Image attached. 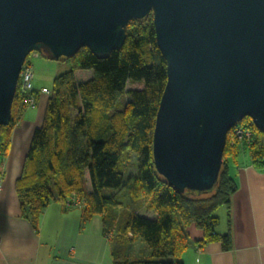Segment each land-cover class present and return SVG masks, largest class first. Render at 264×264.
Here are the masks:
<instances>
[{
    "label": "trees",
    "instance_id": "16d2710c",
    "mask_svg": "<svg viewBox=\"0 0 264 264\" xmlns=\"http://www.w3.org/2000/svg\"><path fill=\"white\" fill-rule=\"evenodd\" d=\"M63 62L69 69L54 78L42 126L32 136L15 182L22 216L37 231L39 217L50 203L67 209L65 202L74 194L84 202L82 218L101 216L102 233L107 237L115 231L109 228L106 212L118 202L104 196L103 190L123 188L132 200L141 201L139 207L145 213H154L156 218L128 213L115 233L123 243L113 252V264H184L181 257L190 245L192 226L203 234L199 248L215 242L224 251L232 250V196L238 186L230 167L237 164L243 146L252 165L264 172V133L244 118L236 127L249 129L251 137L231 143L234 129L228 133L217 184L203 193L179 194L153 164L152 135L167 65L156 43L152 14L130 22L124 45L108 57L98 58L82 48ZM77 71L92 76L80 80ZM128 83L143 84V88L127 90ZM24 107L16 92L11 121L0 126V159L8 153L12 130ZM134 154L137 172L127 176ZM221 207L227 215L225 234L218 232L216 212ZM136 239L147 245L148 256H140V251L136 257L128 253Z\"/></svg>",
    "mask_w": 264,
    "mask_h": 264
},
{
    "label": "water",
    "instance_id": "95a60500",
    "mask_svg": "<svg viewBox=\"0 0 264 264\" xmlns=\"http://www.w3.org/2000/svg\"><path fill=\"white\" fill-rule=\"evenodd\" d=\"M150 14L167 65L155 171L179 194L212 189L228 133L247 117L264 133V0H0V126L32 52L63 62L88 48L106 58Z\"/></svg>",
    "mask_w": 264,
    "mask_h": 264
},
{
    "label": "crops",
    "instance_id": "0c3cea01",
    "mask_svg": "<svg viewBox=\"0 0 264 264\" xmlns=\"http://www.w3.org/2000/svg\"><path fill=\"white\" fill-rule=\"evenodd\" d=\"M76 75L87 80L92 73L77 71ZM34 87L37 106L20 110L8 153L0 159V264H113V252L123 239L115 233L105 237L102 220L97 216L84 220L79 208L64 209L60 203L52 202L40 215L37 231L22 216L15 182L32 136L43 123L49 94L40 90H50L39 80H34ZM230 172L238 186L232 196L233 248L224 251L215 242L199 248L203 234L192 226L188 230L190 245L181 257L184 264H264V172L252 165L248 149L243 146ZM217 212L218 232L225 234L226 210L221 207ZM145 216L156 218L154 213ZM137 244L138 239L128 253L134 256L133 248Z\"/></svg>",
    "mask_w": 264,
    "mask_h": 264
},
{
    "label": "rangeland",
    "instance_id": "374dc122",
    "mask_svg": "<svg viewBox=\"0 0 264 264\" xmlns=\"http://www.w3.org/2000/svg\"><path fill=\"white\" fill-rule=\"evenodd\" d=\"M35 54H36L35 52H32L27 57V62H30L33 67L34 80H39L41 84L51 89L53 86L54 77L56 75L66 72L69 69V66L65 62L52 61L43 57L40 54H38L37 56ZM78 77H82V75L79 74ZM142 88H143V84H139V83H128L126 87L127 90L142 89ZM126 98H127L126 95H124L123 97H121L120 101L124 103L126 101ZM20 100L22 102L21 97ZM231 134H230V142L233 136V134L232 135ZM137 164H138L137 155L134 154L132 155L130 166L126 172L127 176L136 174L137 166H138ZM103 194L104 196L107 197H112V196L115 197L116 201L118 202V204L109 207L108 211L106 212L109 228L112 231H115L116 234H118L120 227H122V225L125 223L129 212L135 211L137 214H140L142 216H145L147 214L142 210V208L139 207L141 201L132 200L128 195L127 191L123 188L118 190L104 189ZM97 218L102 220L101 216H97ZM138 240L140 245L139 244L135 245V247L133 248L135 253L132 254H138V252L140 251L142 252L140 256H148L149 249L147 248V245L141 239Z\"/></svg>",
    "mask_w": 264,
    "mask_h": 264
},
{
    "label": "built area",
    "instance_id": "2783aa9c",
    "mask_svg": "<svg viewBox=\"0 0 264 264\" xmlns=\"http://www.w3.org/2000/svg\"><path fill=\"white\" fill-rule=\"evenodd\" d=\"M35 55L37 56L38 54L36 53ZM16 92L21 97L22 103L25 105L26 108L29 109L36 108L37 91L34 87V72L30 62L25 61L21 69ZM40 92L43 94H49V90L47 88H42ZM233 129H234L232 131L233 136L231 138L232 143L243 139L246 140L250 139L251 131L249 129H243L240 127H236ZM83 203L84 202L81 199H79L76 195L73 194L65 202V207L67 209L75 208V207L80 209L83 206Z\"/></svg>",
    "mask_w": 264,
    "mask_h": 264
}]
</instances>
